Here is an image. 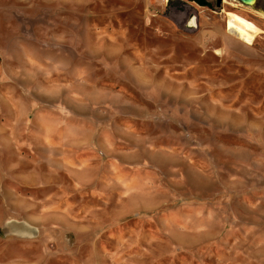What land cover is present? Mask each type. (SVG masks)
Wrapping results in <instances>:
<instances>
[{
	"label": "rangeland",
	"instance_id": "obj_1",
	"mask_svg": "<svg viewBox=\"0 0 264 264\" xmlns=\"http://www.w3.org/2000/svg\"><path fill=\"white\" fill-rule=\"evenodd\" d=\"M0 0V264H264V0Z\"/></svg>",
	"mask_w": 264,
	"mask_h": 264
},
{
	"label": "bare ground",
	"instance_id": "obj_2",
	"mask_svg": "<svg viewBox=\"0 0 264 264\" xmlns=\"http://www.w3.org/2000/svg\"><path fill=\"white\" fill-rule=\"evenodd\" d=\"M226 16L227 30L248 44L253 43L260 34L264 33L254 20L241 13L226 11Z\"/></svg>",
	"mask_w": 264,
	"mask_h": 264
},
{
	"label": "water",
	"instance_id": "obj_3",
	"mask_svg": "<svg viewBox=\"0 0 264 264\" xmlns=\"http://www.w3.org/2000/svg\"><path fill=\"white\" fill-rule=\"evenodd\" d=\"M242 3L246 4V5H254L256 3L257 0H239ZM222 0H217V5L220 6L221 5Z\"/></svg>",
	"mask_w": 264,
	"mask_h": 264
},
{
	"label": "trees",
	"instance_id": "obj_4",
	"mask_svg": "<svg viewBox=\"0 0 264 264\" xmlns=\"http://www.w3.org/2000/svg\"><path fill=\"white\" fill-rule=\"evenodd\" d=\"M197 2H198L200 5H202V6H207V5H208L207 0H198Z\"/></svg>",
	"mask_w": 264,
	"mask_h": 264
},
{
	"label": "flooded vegetation",
	"instance_id": "obj_5",
	"mask_svg": "<svg viewBox=\"0 0 264 264\" xmlns=\"http://www.w3.org/2000/svg\"><path fill=\"white\" fill-rule=\"evenodd\" d=\"M222 3V2H221Z\"/></svg>",
	"mask_w": 264,
	"mask_h": 264
}]
</instances>
